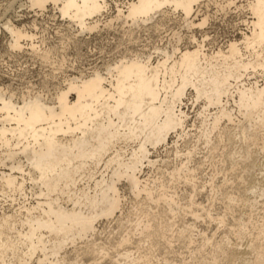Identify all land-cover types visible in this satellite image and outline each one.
Wrapping results in <instances>:
<instances>
[{
	"label": "bare ground",
	"instance_id": "6f19581e",
	"mask_svg": "<svg viewBox=\"0 0 264 264\" xmlns=\"http://www.w3.org/2000/svg\"><path fill=\"white\" fill-rule=\"evenodd\" d=\"M126 1L102 23L108 0H29V4L40 11L52 5L80 35L98 30L101 24L112 28L121 23L130 41L136 29L175 13L181 14L188 29L207 22L206 16L196 24L191 19L194 7L203 0ZM245 1L242 7L251 15L245 21L248 31L224 49L207 52L204 40L193 36L182 48L177 44L172 50L157 48L160 57L155 61L152 55L136 51L107 65L104 72L93 68L66 77L63 85L54 84L50 98L27 92L15 101L13 90L0 87V168L7 169L0 172V264H80V258L164 264L175 242L191 248L198 236L205 237L202 245L191 254V262L183 264H264V214L259 219L254 216L264 203L258 201L264 197V187L253 175L258 160L264 159V82L246 80L264 76V0ZM1 28L10 36L11 50L21 51L22 41H28L25 46L31 55L43 63H49L57 51L42 49L34 42L35 34L11 20ZM62 66L63 59L58 60L54 70ZM188 94L194 102H202V109L194 146L181 150L179 142L186 144L191 138L182 107ZM172 135L178 138L172 150L178 163L170 167L165 162L160 178L143 179L145 163L157 167L151 152L166 147ZM200 144L212 156L222 152L223 167L217 174L228 177L242 169L244 175L237 179L248 184L239 203L248 214L232 219L235 245L213 241L215 234L196 236L195 223L174 230L182 213L199 218L194 208L202 207L195 200L200 166L191 164ZM258 170L264 179V162ZM225 182L218 188L210 183L209 194L212 200L228 199L226 210L232 211L236 199L227 197ZM180 184L191 188L184 205L175 190ZM125 187L133 198L129 210L124 205ZM102 221H115L119 238L112 248L97 244V225ZM215 222L218 230L226 225L225 217ZM247 238L249 243L241 251ZM70 247L74 251H66Z\"/></svg>",
	"mask_w": 264,
	"mask_h": 264
},
{
	"label": "rangeland",
	"instance_id": "374dc122",
	"mask_svg": "<svg viewBox=\"0 0 264 264\" xmlns=\"http://www.w3.org/2000/svg\"><path fill=\"white\" fill-rule=\"evenodd\" d=\"M126 2V0H108L110 5L105 15L103 14V17L101 16L102 18L100 17L101 23L114 15L117 5L124 7ZM245 2V0H235L233 4L236 5H229L228 0H203V2L199 4L201 6L198 5L194 7L195 12L191 19H193L196 24L201 18L206 16L207 22L204 26H194L188 29L182 20L181 14L175 13L174 15L166 16V18L160 17L153 20L146 29H136L134 31V41H130L121 23H114L112 28H104L101 24L98 30L80 35L77 27L69 25L62 17L60 18L59 12L54 10L53 6L50 4L46 5V10L40 11L36 8H30L29 0H0V25L7 20H11L14 25L20 28H24L25 26V30L31 32L33 35L35 34V44H40L39 46H41L42 49L56 47L57 50L52 55L53 57H51V63H43L39 58L31 55L27 46H25L28 41H22V45L24 46L21 51L11 50L8 46L10 36L7 31L1 28L0 87H7L9 91L13 90L12 93L18 96H14V100L16 99L15 101H18V98L27 92H40V94L50 98V95L54 92L53 89L55 85L57 86L59 83L63 85V81L66 77L78 76L79 72H90L93 68H98L104 72L107 65L115 63L122 57L131 56L133 53L135 54L136 51L142 52L144 55H152V60L155 61L160 57L158 52L159 49L172 50V47L176 44L182 48L188 45L193 36H196L197 38H195L200 41L204 40L205 50L207 52L216 51L219 48L224 49L229 41L239 40L241 34L248 31L245 21H249L251 15L248 10L242 7L245 5ZM201 10L202 12H200ZM179 37L180 41H178ZM41 43L44 45H41ZM52 58L54 59L52 60ZM62 59V69L58 71L54 70V67H57V61ZM55 61L56 63L53 64ZM52 73L53 75H51ZM246 80L251 82L258 81L259 84H263L264 76L258 74ZM32 90L35 91L32 92ZM192 97L193 95L188 94L182 106L183 110L188 114L187 131H190L191 138L188 137L186 139L188 142L186 144L188 145L184 144L183 141L179 142L178 146H180V148L182 147L181 150H185L186 146H194V142L196 141L194 136L197 134V125L200 123V117L198 115L202 109V102H194ZM177 141V136L172 135L166 147L160 146L158 149L151 152V159L158 162L157 167L150 168L148 164L145 163L143 172L141 173L143 179H158L161 177V169L166 171L165 167L167 163H170V167L178 163L172 151ZM212 143L215 144V140ZM255 151L258 150L255 149ZM221 153L222 152L218 150L214 153L213 157L211 151L209 152L208 148L200 144L194 159L195 161L191 164V166L196 164L195 167L200 166V170L196 173L195 179V185L199 188V194L195 200L198 204H201L202 207L195 206L194 208L199 211V218L194 220L195 218H193L191 214L182 213L176 220L177 223L174 230H177L183 223H195L196 229L194 234L196 236H198V232H203L206 237L210 238L215 234L213 241L218 242L224 240L235 245L237 243L236 237L230 233L233 229L232 219L241 215H245L244 217L246 218L248 214V210L239 204L241 203L242 197L247 195L246 185L248 184L237 179L243 174L241 171L242 169L228 174V177L223 176V174H217L221 173V167H223L221 163L219 164ZM263 162V158L258 160V164L256 163L258 166L255 168V172L253 171V173H255L253 175H258V182L260 183L262 180L263 183L261 184L264 187V179H262V175H260L258 170ZM163 164L166 165L164 168ZM1 170L6 171L7 169L1 167L0 172H3ZM214 172H216V174ZM213 176H215L214 180ZM97 177H99V175ZM210 180L212 182H210ZM226 180L225 192L227 197H229V199H236L234 201V204H236L231 207L234 208L232 211L226 210V202L228 199L220 196H217L216 200L210 198V185L214 183L213 186L218 188L217 186H222ZM175 188L181 199V204L184 205L188 201V195L191 193L190 186L187 184H180ZM125 195V209L129 210L132 202L131 199L133 198L128 192V187H125ZM238 200L240 201L238 202ZM263 200L264 197L262 200L258 201L262 202ZM203 207L205 209H203ZM263 209L264 203H260L257 211L254 213L256 219L262 218L264 214ZM205 211L208 212L206 213ZM221 217H225L226 225L218 230L215 221ZM97 226L100 232L96 237L97 244L103 243L106 244L107 248H112L111 244L116 241V238H119V235L116 236L115 234L118 233V230L115 229V221L109 223L102 221L98 223ZM175 234L176 232L174 235ZM204 238V236L195 238L197 241L191 248H186V246L180 242H175L174 252L170 254L169 261L164 264H183V261H186L185 263H190L191 254L195 252L194 250L196 247L202 245V239ZM248 243L249 238L241 243L240 250L244 251ZM135 247L136 246L133 245L130 248L132 251H135ZM206 250L207 252L210 251L211 247H208ZM66 251L71 252L74 251V249L70 247ZM110 251L115 250L111 249ZM79 260L81 261L80 264H113L110 259L81 260L80 258ZM154 263H156V260Z\"/></svg>",
	"mask_w": 264,
	"mask_h": 264
}]
</instances>
